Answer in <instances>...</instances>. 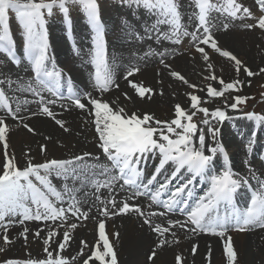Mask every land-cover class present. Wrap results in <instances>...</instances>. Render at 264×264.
<instances>
[{
    "label": "snow or ice",
    "instance_id": "6c2138e0",
    "mask_svg": "<svg viewBox=\"0 0 264 264\" xmlns=\"http://www.w3.org/2000/svg\"><path fill=\"white\" fill-rule=\"evenodd\" d=\"M72 2H77V0H72ZM78 2L83 5L88 22L94 33L92 36L94 50L92 63L95 67V83L102 91H108L113 81L106 58V40L100 18L99 5L97 0H78ZM68 3L69 0H51L50 3H45L44 0H39V2H37V0H0V51L7 50V52L11 54L14 48L15 42L11 35L9 23V12L11 11L15 13L16 20L22 28L25 41V53L28 60L31 61L33 65L35 77L37 79L44 77L53 84L59 85L61 73L56 70L55 65H52L51 68L48 66L50 57L48 54L49 43L45 30V10H47V15H51L53 8L58 4L63 15L68 18L69 9L66 7ZM130 3L136 7H143L149 13H156L158 16L157 25L169 24L171 20V27L176 43L181 42V36H191L192 40L199 39L201 44L211 45L220 55L233 60L237 65L236 71H240L241 61L229 51H222L209 32L206 13L212 5L209 4L208 0H196L200 13L199 25L203 28L205 34V38L202 39L197 37L195 33L187 32V30L180 31V14L175 0H130ZM257 3L261 7V10L264 11V0H257ZM228 5L229 14L236 17L237 12L241 10L242 6L236 4L235 0H228ZM243 12L249 18L252 15L248 8H243ZM257 26L260 29H264V17L259 18ZM247 27L251 28L253 26L248 25ZM157 39H159V35ZM198 51L205 53L204 48H199ZM205 56L207 57L206 53ZM12 59L15 63L14 54L12 55ZM138 71L139 69H133V71L128 72L127 75L131 76ZM246 71L248 76L253 75L250 70ZM173 75L185 81L182 75L178 73H173ZM210 78L216 79L214 75ZM186 82L187 81H185V83ZM219 82L225 90L232 91L238 90V85L240 83L237 81L236 84H225L222 79ZM41 83L43 84L44 80H41ZM116 86L118 87V85ZM129 86L135 89L140 97H143L146 92H152L151 89H145L136 82L130 81ZM207 95L209 97H222L224 91H218L215 88L209 87ZM89 100L96 117V131L99 134V146L102 152L113 162L114 167L118 169V173L121 179H123L124 184L133 186L137 189V195L147 194L149 191L148 186L155 182L156 177L169 163L175 165L173 175L160 185L159 190L151 197L153 200H157V198L168 189L172 180H174L182 170H186L192 174V177L183 185L175 188L171 199L163 204V207L169 211H172L175 205L183 202V194L186 193V190L189 189V186L197 177L204 176L208 173L213 163L214 155L218 151L224 154L225 161L228 159L226 150L223 146L219 148L212 147L210 149L211 154H205V136L203 134L198 136L199 149L193 146V136L197 134L198 125L192 122L193 115H188L187 110L180 105L175 107L176 118L173 119L171 123L155 122L156 124L165 123L167 125V134H165L164 129L151 126L150 122L153 118L149 114H144L142 117L135 113L125 114V110L122 107L114 110L107 102L91 98H89ZM0 101H5L4 106L11 112V108L7 105L3 90H0ZM190 101V107L192 109H198L206 117L211 115L220 121L227 118L226 112L223 110L215 109L210 111L207 108L199 107L200 98L197 95H191ZM50 103H54V101H50ZM241 103H246V100L236 96L235 102L229 107L236 109ZM75 104L80 109L85 108V104L82 103L79 98L75 100ZM16 111H19V109ZM42 111L49 117L53 116V113L47 106L43 107ZM13 118L16 117L13 116ZM248 118L264 121V117H256L254 113L250 114ZM56 122L63 127L61 121L57 120ZM203 123L209 126V131L212 133L213 139H215L217 129L212 128L207 119H205ZM0 125H3L0 126V141H3L6 150V132L8 128L4 121H0ZM25 127L27 128L28 126L25 125ZM177 129H179V131H177ZM28 130L32 131L31 128ZM157 133H159L158 136ZM172 136L176 138L173 139L171 138ZM254 143V137H250L248 141L249 153L252 152V145ZM41 150H46L45 146H41ZM150 153L160 155V162L154 174L146 183H138V179L142 178V172L139 170L141 158H146ZM82 159L83 157H76L74 160L63 161L52 159L49 162L35 165L29 162L28 166L23 170L14 165L11 158L7 159L2 169V174H0V225L5 229L3 240L6 244L11 242L7 235V227L14 223L11 219L6 221L7 217L21 215L23 217L21 223L30 220L55 221L61 219L64 221L67 219L65 208L57 207L49 198L50 194L52 197H55L57 201L62 202L64 199L62 192L52 186L48 176L52 172H55L57 176L71 175L74 179L78 178L75 175L77 173L75 164ZM41 170L44 172L43 175L41 174ZM31 177H34L35 181H37L40 186H37V183H34ZM243 183L247 184L248 182L245 180ZM109 186V182H105L104 184L97 182V187ZM240 187L241 180L234 178V174L230 168L222 174L212 175L211 188L189 214L190 223L194 225L192 230H199L200 232H207L223 237L230 227L240 231L246 230L249 226L264 228V192H254L250 201V206L247 207L244 212L234 211L231 216L225 215L223 217L218 214L219 205L233 204L235 194ZM187 194L190 195L191 193L188 192ZM77 203L75 197L72 196L67 211L73 216L79 217L82 215L83 218L86 219V214L80 212ZM112 203L114 204V202ZM30 205H34L35 208ZM129 210L130 205L124 203L120 212L126 214ZM134 210L138 213L141 211L139 207H135ZM104 214L108 215L107 209L104 210ZM161 215H163V213H161ZM145 223H149V221L145 220ZM76 227V223L70 225L71 229H75ZM98 228L100 239L103 241L104 250L101 251L100 245H96L94 253L85 261V264H90L91 259H95L99 264H118L114 248L105 232V224L103 222L99 223ZM154 230L161 232V234L168 231V229L161 230L159 228ZM27 231V229H24L25 234ZM35 235L39 236V231H37ZM51 235L52 233H49V237H51ZM69 240L70 234L68 231H65L62 242L58 243V251L62 252ZM45 243L48 244L49 240H45ZM224 250L230 264H236L237 254L231 243L230 237L225 243ZM0 251H3V249H0ZM45 251L47 252V258L45 260L35 261L29 259L25 264H68L65 258L53 259V254L48 252L47 249H45ZM154 255L155 253H153V256ZM177 262L178 264H182V258L177 257ZM4 264H20V262L8 260L5 261Z\"/></svg>",
    "mask_w": 264,
    "mask_h": 264
},
{
    "label": "bare ground",
    "instance_id": "6f19581e",
    "mask_svg": "<svg viewBox=\"0 0 264 264\" xmlns=\"http://www.w3.org/2000/svg\"><path fill=\"white\" fill-rule=\"evenodd\" d=\"M243 1L247 2L248 0ZM193 8L194 11H183L182 8H180V31L187 30V32L191 33V27L200 29L199 18L196 16L195 6ZM253 10L256 9L252 8L251 11L253 12ZM225 11L227 15L222 18L210 15L207 18V26L212 27L216 31L213 37L214 41L218 43V47L222 51H229L241 61L240 72L237 76H235L236 70L233 65H231V68L234 69H232L231 72H228L227 68L220 66V64L223 65V62L228 61L215 51L211 45L198 43V46L192 49L196 40H192L191 36H181L180 38L182 43V56L176 57L173 60L170 59L163 67L159 68V65H157L159 69L154 68L156 64L153 58L154 53H150V50L146 51V47H149L150 42L146 43L144 46L137 43V46L143 48L141 50L143 57L137 58L136 53H132V48L129 53H125L128 55L125 60L126 62L117 73L118 87H116V91L113 94L106 95L104 101L109 103L114 110L122 107L125 110V114L135 113L141 117L144 114H149L153 118L152 123L155 127H159L160 124H156V121L162 122L167 118H176L175 107L177 105L186 109L187 112H189V110L192 111L193 109L190 107L191 95H197L200 97V100L205 101L208 99L207 92L209 87L215 88L218 91H224L223 86L219 82L221 79L225 84L231 83L230 81H233V79H237L234 82H240L242 80L245 82V87H249L252 82H256L254 80L260 77H258L259 71L264 70V55H261V51L264 53V29H260L257 26L258 20L252 19L253 21H250L248 16L241 12H237L236 17H233L229 14V10L225 9ZM107 14H109L108 10L106 11V15ZM147 14L149 17L151 16V13L148 11ZM233 18H238L239 21H234ZM123 19H126V15L117 16L115 21L118 25H122L121 21ZM248 25H252L253 27L249 28L247 27ZM111 30H109L110 34ZM82 32L84 33V31ZM149 35L153 36V33ZM53 36L54 35L48 29L47 39L50 38L49 52L52 53V50L56 52L51 59H55V61L59 60L61 65L71 70L69 61L66 60L57 50V47L52 44ZM169 38L170 44L173 45L175 37L171 35ZM52 46L54 47L52 48ZM199 48H204L207 57L205 53L198 51ZM178 52L180 51L176 53ZM121 54L122 53H118L119 56ZM173 56L174 55H172V57ZM128 67L139 69L137 75H132L131 80L143 86L145 89H151V93L146 92L143 97H140L136 90L129 86L130 80L120 79V74L123 69ZM205 67L209 69V72L203 71ZM212 67L215 72L219 74L215 76L216 79L210 78L213 76L211 74ZM20 68L23 70L25 66L21 65ZM246 70H250L253 75L248 76ZM173 73L181 74L187 82H179L178 78H175ZM74 74L76 77L78 71H75ZM253 76L257 77L255 78ZM186 86H191L192 92H188ZM244 92L246 91L240 93L238 91L237 93L228 91L226 94L230 96H233V94L241 96ZM190 93L191 95L189 96ZM10 100L13 102L12 112L19 109V111L15 113V117L17 116L16 120H14L15 122L20 120L23 122L25 120L29 122L33 121V117H27L29 106H27L23 100L17 96H11ZM234 100L235 98H233L232 103L226 104L219 99H215V101L211 103V109L214 108L215 104L222 103L224 104L222 108L228 112V126L220 132L223 143L230 146L232 150V154L230 158L227 159V163L233 161L243 163L246 159L245 153L248 150V146L245 147L240 144L236 140V136H242V138L245 139L244 144L247 145L250 137H254L255 143L252 145V150H259L261 141H264V121H261V127H256L251 120L243 121L238 119L240 116L237 117L235 114L236 111L229 107L233 104ZM217 107L221 106L217 105ZM217 107H215V109ZM6 117V113L0 109V118L3 120V118L6 119ZM3 121L7 124L8 128L6 132L7 149L5 150L3 141L0 143V162L2 161L3 167L8 158H11L14 165L15 159L17 163L19 164L20 162L22 166L24 161L30 162L31 164H41L49 162L52 159L63 160L67 154L69 156L75 151H85L93 148L91 140L96 147V143L93 141L94 134L89 124H85L84 113L64 112L61 120L63 127L53 125L54 123L48 119L37 118L34 120V124L30 125L33 128V132L31 133L23 132V130H19L17 127H12V130L9 132V128L11 127L10 120ZM33 134L37 136L39 141L35 147H30L29 144L32 143ZM202 134L205 136L206 144L209 140V129L205 128ZM216 138L217 135L215 136V139ZM23 145L25 149H23ZM41 146H45L46 150L42 151ZM193 146L199 149L198 139H196V143ZM82 154H84V152L78 155ZM205 154H207L206 151ZM259 157L260 156H258V158ZM262 158H264V155ZM257 159L253 156L254 161ZM92 162L94 161L91 157L85 159V163ZM219 170H222V165L215 163L211 165L208 171L213 173ZM181 173L183 176L188 175V171L186 170H182ZM262 180L264 181V179ZM177 183L178 178L173 181L172 186ZM207 183L208 180L204 179L201 188L205 187ZM196 191H198L197 188ZM235 199L236 201H243L245 197L238 194L235 195ZM118 221L121 223L110 222L105 225V232L114 248L118 264H149V259L151 260L150 264H178L177 257L182 258V264H200V261H202L201 264H230L224 250L225 245L223 249L221 248V244H225L227 239L220 241L219 238H206L203 236L193 237L180 243L167 244L155 253L153 252V248L156 245L154 235L148 233L146 229H140L137 226L138 223L134 219L123 218ZM35 226L36 224H33L31 228H28L26 234L22 228H19L17 233L9 234L7 232L11 241L7 244L3 240V235L5 233L2 234L1 240L5 245L0 247V249H3V251H0V260L3 256L1 252H7L8 247L11 248L12 251L16 250L18 253H27L44 257L47 255L45 249L50 252L54 243L58 241L62 242L65 231L61 230L59 232H54V234L52 233L51 237H49V233H47L48 231L46 229L38 228L39 236H36L35 233L37 231L35 228L37 227ZM94 228L95 227L88 221L75 229H67L66 231H69L70 234V240L68 244H66L65 249L71 248L74 250V253L65 251L64 249V251H62L63 256H69L72 259V263L77 264V261L83 254L90 250L94 252L96 245H100V250L103 251V241L100 239L99 232L96 233V228ZM120 232L123 234L117 241L116 238ZM13 240H15V242L12 243ZM45 240H49V243L46 244ZM82 242L83 245H81ZM231 243L237 254L236 264H264V230L251 235L234 233L233 237H231ZM153 253H155L154 256ZM84 260L80 264H85ZM90 264H97V262L95 259H91Z\"/></svg>",
    "mask_w": 264,
    "mask_h": 264
},
{
    "label": "rangeland",
    "instance_id": "374dc122",
    "mask_svg": "<svg viewBox=\"0 0 264 264\" xmlns=\"http://www.w3.org/2000/svg\"><path fill=\"white\" fill-rule=\"evenodd\" d=\"M37 2H39V0H37ZM45 3H50L51 0H44ZM113 0H100V4H101V7L102 9L104 7H110L111 4H112ZM192 6L194 7L193 3H192ZM192 6H184L182 7V10L186 11H194V8ZM66 7H68L69 9V17L66 18L62 11L60 10L58 4L57 6H55L52 10V14L51 15H47V10H45V21L47 23V26L48 28H51L49 29V31L53 34L54 32V36L52 37V44H54L56 47H57V50L60 52V54L62 55V53H66V50L64 48V45L63 43H65V38L67 37L66 34L62 35V38L59 37V32L61 33V31H65L67 29V23L69 22L70 20V23L71 21L75 22V23H79V22H84V21H87V16H86V13L84 11V8H83V5L80 4L77 0V2H72V0H69V3L66 5ZM192 7V8H191ZM190 8V9H189ZM107 11V10H106ZM257 14V11L256 10H253L252 12V17L254 18ZM109 14H107L108 16ZM133 16H144V17H148V14H147V11H144L143 13H139V14H132ZM197 16V15H196ZM195 16V17H196ZM9 17H10V20H9V23H10V30H11V35L14 39V42L15 44H17L18 47H21L25 50V41H24V34H23V31H22V28L21 26L18 24L17 20H16V16H15V13L14 12H9ZM109 17L112 19L113 18V15H109ZM127 17V16H126ZM251 21V20H250ZM253 21V20H252ZM55 27V28H53ZM112 30H111V29ZM110 28L109 30H111V34H114V35H117V39H116V42H115V47H114V50H115V53H121L122 51L125 50L124 47H118V43L120 40H125L127 41V39H129L130 37V33H128L126 31V28H124L123 24L122 25H118L115 22L113 21H110ZM54 29V30H53ZM80 34L82 35L81 37L84 38V33L81 31ZM92 34V32L90 31L88 33V36H90ZM93 35V34H92ZM120 35H124L123 37H121ZM152 38L153 36L151 35H139L138 36V41L137 43H139L140 45L144 46L146 43L152 41ZM114 40V39H113ZM196 43H197V40H196ZM116 48V49H115ZM122 48V49H121ZM124 48V49H123ZM194 47L192 46V49ZM134 50V48H132ZM143 49V48H142ZM141 49V50H142ZM128 51V53L130 52L131 48L129 49H126ZM149 47L147 48L146 47V51H149ZM118 51V52H117ZM178 53H181V55H174L171 60L175 59L176 57H180L182 56V52H178ZM261 55H264L263 51H261ZM127 54H126V58H127ZM6 57L4 56L3 53L0 52V73H3L5 74V76H2L3 79L0 80V83H2V85L5 83V78H7L6 76H9V72H11L12 70L10 69V65L9 63L7 62V59H5ZM225 60H227L228 62H223V65L220 64V66L222 67H225L228 69V72H231L232 69L235 68V70L237 69L236 68V65H235V62L233 60H231L230 58H227V57H223ZM66 60H68L67 58H65ZM69 61V60H68ZM230 62V63H229ZM231 65L234 66V68H231ZM26 69V67H25ZM23 69V70H25ZM213 69V70H212ZM211 69V74L214 75V76H217L219 74H217L214 70V68L212 67ZM264 69V68H263ZM203 71H206V72H209V69L208 68H204ZM242 71V69H241ZM240 72V71H239ZM239 72H235V76H237L239 74ZM259 75H258V79L257 80H254L256 82H252L251 85H249V87H245V82L244 81H240L239 85H238V90L236 91H232V90H225L224 89V94H226L228 91H230L231 93L233 92H236L237 91L240 93L242 91H246L243 93V95L239 96L241 97L242 99L246 100V103H241L237 106L236 109H234V111H237L238 113H249L250 111H257L258 113H261V114H264V70L262 71H259ZM191 74V73H190ZM181 75V74H180ZM175 78H177L176 76H174ZM206 77V76H204ZM210 77V76H208ZM219 77V76H218ZM253 77H257V76H253ZM251 77V78H253ZM77 80L80 81V82H84L85 81V77L84 76H80V73L78 72L77 76H76ZM237 79H233V81H230L231 83L236 81ZM179 82H183L182 80L178 79ZM209 83V82H208ZM233 84H236V82H234ZM83 85V83H82ZM240 86V87H239ZM186 89L188 90V92H192V88L191 86H186ZM244 89V90H243ZM248 92V93H247ZM191 95V93L189 94V96ZM232 97V98H231ZM236 97V94H233V96H230L228 94H226L224 97H219V100H221V102H225L226 104H229V103H232V100L233 98ZM8 98L10 99L11 98V95L8 96ZM215 100H211V99H206L205 101H203L204 103L200 104L202 106H207V107H211L209 104L213 103ZM235 102V100H234ZM233 102V103H234ZM254 104V105H253ZM256 104V106H255ZM214 105V104H213ZM217 105H220L221 107L224 106V104H215V107H217ZM211 109V108H210ZM213 110V109H211ZM237 112H235L236 116L238 117L239 115L237 114ZM16 115V114H15ZM17 117V116H16ZM245 117V115H244ZM247 118V117H245ZM169 121L171 120V118H167ZM238 119H241L243 121H246L245 119H243L242 117H238ZM21 121V120H20ZM10 124L13 125V127H17L15 126V123H12L11 121H9ZM19 122V121H16V123ZM29 122V121H28ZM27 122V123H28ZM262 123V122H261ZM34 124V122L31 123V125ZM7 125V124H6ZM19 130H23V132H26V133H31L28 129H21V126H18L17 127ZM32 128V127H31ZM10 130H12V128L9 129V132ZM33 132V131H32ZM34 135V134H33ZM38 139H37V136L34 135L33 138H32V143L29 144L30 147H35L38 143ZM1 143V141H0ZM23 149H25L24 145H23ZM248 151V150H247ZM246 151V153H247ZM254 150H252L251 153H253ZM71 155V154H70ZM254 155H252V158H253ZM258 157H256L257 159ZM71 159V158H69ZM19 161V160H18ZM33 162V161H32ZM14 163L15 165L19 168V169H24L22 167H25L28 165V162L24 161L23 162V166L20 164L17 163V161L14 159ZM33 165H35V163H32ZM87 164V170H92L94 167H95V164L94 162L92 163H86ZM78 169H83L84 166L83 165H77L76 166ZM0 168H1V173L2 174V169H3V163L2 161L0 162ZM86 172V171H85ZM76 185H78V182H74ZM57 185L60 186V183H57ZM240 195V194H239ZM243 196V195H241ZM8 219H11L13 221V219H15V216L14 217H7L6 218V221ZM12 227H13V224L9 225L7 227V232L9 234H12V233H17L18 230H12ZM37 228H35L36 231H38V228L42 229L39 225L35 226ZM5 233V229L2 225H0V247H3L5 244L3 243V241L1 240V235ZM123 234V233H122ZM121 232L117 235V238L116 240L118 241V239L120 238V236L122 235ZM15 242V240L12 241V243ZM11 243V244H12ZM58 243H60V241L54 243L51 247V250L50 252L53 254V256H63L62 252L58 251ZM77 250V248H76ZM64 251V250H63ZM65 251H68V252H71V253H74V250L71 249V248H68V249H65ZM3 254L2 256V259L0 260V264H4L5 261H8V260H13L15 258H18V259H28L27 257L31 256V257H35V258H45L47 257V255H45L44 257H39L38 255H30V254H27V253H18L16 250L12 251L11 248H7V252H1ZM90 253H94L92 250H90L89 252H86L85 254H83L79 260L77 261V264H80L84 259V262L86 260L89 259V256H90ZM65 259H67V261H71L72 259L69 257V256H66L64 257ZM88 258V259H87ZM53 259H56V258H53ZM45 260V259H44ZM35 261H38L35 259ZM97 264H99L98 261H96ZM22 263V262H20ZM148 263L150 264L151 263V260L149 259ZM202 263V261H200V264ZM71 264L72 261H71Z\"/></svg>",
    "mask_w": 264,
    "mask_h": 264
}]
</instances>
